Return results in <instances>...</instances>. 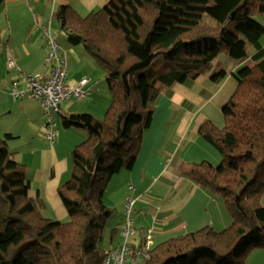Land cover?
Masks as SVG:
<instances>
[{"label":"trees","instance_id":"trees-1","mask_svg":"<svg viewBox=\"0 0 264 264\" xmlns=\"http://www.w3.org/2000/svg\"><path fill=\"white\" fill-rule=\"evenodd\" d=\"M257 15L264 16V0H110L84 17L59 6L53 18L67 42L81 44L102 71L111 103L102 121L87 113L61 119L63 128L88 133L72 150L70 178L57 190L64 222L41 215L43 203L29 196L26 167L8 149L16 137L0 136V264H103L109 253L120 251L125 207L119 248L99 245L114 213L103 201L111 178L133 169L162 93L170 98L173 86L201 77L219 82L222 70L212 63L222 54L251 56L255 64L233 73L236 88L221 109L223 127L205 120L197 131L219 162L182 163L178 175L221 196L231 223L157 244L153 238L148 258L138 264H244L251 250L264 249V26ZM4 45L0 29V54ZM135 229L126 241L138 244H129L130 256L142 243V230ZM117 232L111 231L110 241Z\"/></svg>","mask_w":264,"mask_h":264},{"label":"crops","instance_id":"crops-1","mask_svg":"<svg viewBox=\"0 0 264 264\" xmlns=\"http://www.w3.org/2000/svg\"><path fill=\"white\" fill-rule=\"evenodd\" d=\"M2 1L0 29L5 45L0 54V103L4 106L0 111L8 109V114L11 113V108L19 109L25 117L27 127H30L31 135L25 136L24 132L17 127L13 128V124L9 123L6 124L2 133H9L16 137L9 143L8 149L14 160L26 167L30 183L29 196L31 199H38L43 203L40 208L41 215L50 220L64 222L67 220V213L58 197L57 190L70 178L72 159L70 161L68 152H71L83 139L77 143V139L65 135L62 141L57 124L54 142L49 144L44 138L42 127L44 111L38 106L41 107L40 102L27 97L16 100L19 101L18 103L15 100L12 102L10 92L14 85L17 88L27 85V80L23 79V76L48 75L47 49L38 26H49L50 30L55 33L58 44L65 52L66 84L75 85L81 79L87 78L90 82L89 86L92 88L88 97L83 99L84 101L73 102L70 99L71 101L63 102L57 116L60 120L72 114L89 113L95 117L91 108L95 104L102 105V111L106 113V108L111 103V94L107 85L106 88L104 87V81L99 79L95 83L92 78L94 75L101 78V73L95 70L94 61L84 48L82 51L78 47H69L63 43L66 40H62V42L59 40L58 33H62L63 36L65 34L61 30L60 24L53 18V13L59 6L66 5L76 14L84 17L101 9L110 0ZM262 25L264 26V24ZM263 38L260 41L262 47H264ZM223 56L227 55L223 54ZM78 57L85 58L87 63L84 61L85 59L80 61ZM250 57L236 60L224 70L212 65L213 68L222 70L220 71L222 77L217 83L201 77L188 86L178 84L173 86L170 89L172 92L170 98L163 92L162 105L156 109L151 126L144 134L133 169L128 173L118 172L111 178L107 191L112 186L118 187L117 175L129 178L131 186L133 184L132 190L127 191V195H131L136 200L132 215L135 226L141 230L152 227L154 244L168 239L166 238L168 235L173 237L195 232L208 225L213 227L214 213H210V207L216 206L212 200L214 196L200 189L189 178L179 177L178 169L182 163L208 161L217 164L219 162V155L199 139L197 131L205 120H210L216 127H223L221 109L236 88L233 73L243 65L253 66L255 63L250 60ZM217 60L218 58L215 61ZM10 61L14 63L13 68H9ZM164 106L165 108H163ZM169 120L173 123L171 132L165 128L166 122ZM81 135L78 139H81ZM172 146L175 147L170 153L164 151ZM66 150L67 152H65ZM18 155H20L19 158H17ZM146 178L149 181L152 179V182L153 180L157 182L158 178L163 179L167 187L155 191L150 187L141 194L138 191L146 182ZM113 191L117 197L116 202L112 200L113 204L109 206L103 199L104 204L114 210L110 221L105 224L108 235V244L105 243L103 248L105 251L119 248L122 240L117 231L124 218L123 199L125 198L122 199L120 193L118 194L115 189ZM145 193L148 196L144 195ZM118 207H120V211H118ZM224 224L222 223L221 227ZM112 230H116L117 235L113 241H110ZM128 244L137 245V241L132 240Z\"/></svg>","mask_w":264,"mask_h":264},{"label":"built area","instance_id":"built-area-1","mask_svg":"<svg viewBox=\"0 0 264 264\" xmlns=\"http://www.w3.org/2000/svg\"><path fill=\"white\" fill-rule=\"evenodd\" d=\"M40 35L47 49L46 66L48 67V75L33 74L27 77H22L27 80V85L23 88H17L15 85L11 89L10 96L13 100H21L31 98L38 100L44 111L43 131L46 140L50 143L54 142L56 135V116L63 102L70 99L83 100L88 97L92 88L89 86V79L83 78L75 85L66 84V56L62 47L56 40V35L49 26H38ZM14 63L10 61L9 68H13ZM134 200L128 197L124 212L126 219L122 225L121 236L125 243L120 251L109 253L103 264H108L112 259L115 264H138L141 257L148 258L147 251L153 245V230H142L140 238L142 243L135 249L133 256L128 255L132 250L129 249V244L126 243L130 238L136 236L137 231L130 216L133 210ZM129 260V263L127 261Z\"/></svg>","mask_w":264,"mask_h":264},{"label":"rangeland","instance_id":"rangeland-1","mask_svg":"<svg viewBox=\"0 0 264 264\" xmlns=\"http://www.w3.org/2000/svg\"><path fill=\"white\" fill-rule=\"evenodd\" d=\"M255 19H256L257 22L264 24V16H258L257 15L255 17ZM58 34H59V40L61 42H62V40H64V41L66 40V42H67L66 37L63 36L62 33L59 32ZM263 37H264V35H263ZM66 42H63L64 45L69 46V47H78V49H82V51H84V49H83L84 47L81 44H79L77 46H72V45L67 44ZM263 42H264V38H263ZM247 52L249 54H251L252 49L248 47L247 48ZM81 55H82V53H81ZM78 59L80 61H83L85 58L83 59L82 57H78ZM84 61L87 63V60L86 59ZM88 61L90 63H93V62H91V60H88ZM233 62H236V60L235 59H231L228 56L225 57L222 54V55H220L218 57V60L217 61H215L214 63H212V65L213 66L221 67L224 70L228 66H230ZM93 65L95 66L94 63H93ZM95 70L99 71V73H101L102 76H101V78H99L98 76L94 75L92 77L93 80H94V82L96 83V82L99 81V79H101L102 81H104V87L106 88V82H105V79L103 77L102 71L97 66H95ZM162 97L163 96L159 97V99L157 100L156 109H158L162 105V99H163ZM72 101L73 102L74 101L81 102L80 100H74V99H72ZM12 102H15V101L12 99ZM16 102L18 103L19 101H16ZM109 103H110V101H109ZM3 106L4 105L0 103V110L3 108ZM38 106L42 110V108L40 107V105H38ZM91 108H92V112H94V114H95L96 119L102 121L104 119V113H105V111H102V105H100V104L99 105H96L95 104V105L91 106ZM163 108H165V106ZM7 112H9L8 109L6 111H5V109H4V111H0V136H3L4 135L2 133L3 132L2 130L5 129L7 123L13 124V126H12L13 128H16V127L19 128V130H21L22 132H24V135L25 136L31 135L30 127H27V125L25 123V117L23 116V114L20 112L19 109L11 108V113H8L7 114ZM87 114H89V113H87ZM55 118H56V123L58 124L59 131H60V133L62 135L61 136L62 137V141H63V138H64L65 135H68L69 138L70 137H73V138L77 139V143L80 140H82V139H83L82 141H84V140L87 139L88 133L85 130L78 129V128H68V129H65V128H63L61 126V120H60V118L58 116H56ZM43 124H44V119H43V114H42V127H43ZM172 124L173 123L171 122V120H169V121L166 122V127L165 128H166V130L168 132H171ZM80 134H82L81 137H80L81 139H78L79 136H80ZM44 138H45V136H44ZM45 140H46V138H45ZM46 142H48L49 144H53V143H50L48 140H46ZM56 145H57V143H56ZM174 147L175 146L168 147L164 151H167V152L170 153L171 150ZM210 149L212 151H214L211 147H210ZM65 152H67V150ZM71 152H68L70 154V161H71ZM19 157H20V155H18L17 158H19ZM71 163H72V161H71ZM120 172L121 173H128V170H121ZM70 175H71V173H70ZM178 176L179 177H182L181 175H178ZM125 179L127 181H124ZM116 181H118V183H119L118 184V187L117 186L116 187L115 186L110 187V189L106 192V194L104 196V201L106 202V205H109V206L113 204V201L114 202L117 201L116 194L113 191V189H115L118 194L120 193L122 199L125 198V199H123L124 200V202H123V208H124L125 205H126L127 198L129 196H131L129 194L127 195V191H129L130 189H132L133 184L131 186L129 178L123 177L121 175H117L116 176ZM150 187L153 188V191H155V190L160 189V188H165L166 189L167 185H166V183H164L163 179L158 178V181L157 182H156V180H153V182H152V179H150V181H149V179L146 178V182L141 186V188H140V190L138 192H140L142 194V193H144L145 190H148ZM144 195L148 196L147 193H145ZM212 200H213V204L216 203V206L210 207V213H214L213 214V224H214L213 225V228L216 229V231H219L222 228L227 227L231 223V216H230V213L228 212V209H226V205H225L224 200H223V198L221 196H214L212 198ZM261 201H262L261 204L264 206V191H263L262 196H261ZM118 211H120V207H118ZM108 221H110V219ZM222 223H225L223 225V227H221L222 226ZM148 229H152L153 230L152 227H150V228H144L143 230H148ZM106 232H107V228H105V231L102 232V235H103L102 236V242L103 243L102 244L101 243L99 244L102 248H104L105 243L108 244V241H107V236L108 235L106 234ZM169 237H170L169 235L166 236V238H169ZM119 240H120V238H119ZM244 264H264V249H254V250H251L249 252L248 256L246 257V259L244 260Z\"/></svg>","mask_w":264,"mask_h":264}]
</instances>
